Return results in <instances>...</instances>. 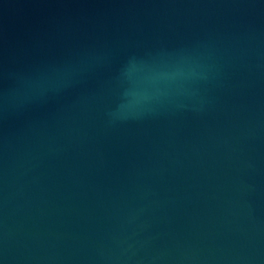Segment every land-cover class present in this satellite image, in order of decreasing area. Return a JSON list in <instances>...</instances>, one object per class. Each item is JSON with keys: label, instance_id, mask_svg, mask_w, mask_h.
<instances>
[{"label": "water", "instance_id": "1", "mask_svg": "<svg viewBox=\"0 0 264 264\" xmlns=\"http://www.w3.org/2000/svg\"><path fill=\"white\" fill-rule=\"evenodd\" d=\"M0 264H264V0H0Z\"/></svg>", "mask_w": 264, "mask_h": 264}]
</instances>
